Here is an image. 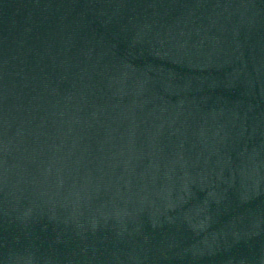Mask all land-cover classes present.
Returning a JSON list of instances; mask_svg holds the SVG:
<instances>
[{"label":"water","instance_id":"obj_1","mask_svg":"<svg viewBox=\"0 0 264 264\" xmlns=\"http://www.w3.org/2000/svg\"><path fill=\"white\" fill-rule=\"evenodd\" d=\"M0 264H264V0H0Z\"/></svg>","mask_w":264,"mask_h":264}]
</instances>
